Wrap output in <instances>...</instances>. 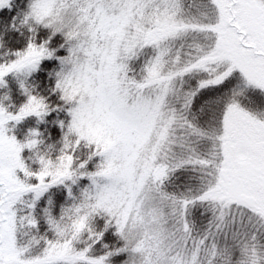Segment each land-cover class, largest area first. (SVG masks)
<instances>
[{"label": "snow or ice", "instance_id": "obj_1", "mask_svg": "<svg viewBox=\"0 0 264 264\" xmlns=\"http://www.w3.org/2000/svg\"><path fill=\"white\" fill-rule=\"evenodd\" d=\"M0 264H264V0H0Z\"/></svg>", "mask_w": 264, "mask_h": 264}]
</instances>
